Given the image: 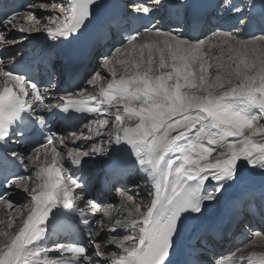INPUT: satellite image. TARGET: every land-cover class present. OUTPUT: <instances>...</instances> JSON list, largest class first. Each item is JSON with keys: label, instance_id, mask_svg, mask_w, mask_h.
Returning a JSON list of instances; mask_svg holds the SVG:
<instances>
[{"label": "snow or ice", "instance_id": "6c2138e0", "mask_svg": "<svg viewBox=\"0 0 264 264\" xmlns=\"http://www.w3.org/2000/svg\"><path fill=\"white\" fill-rule=\"evenodd\" d=\"M220 6L225 12L242 11L232 0H221ZM29 7L49 15L38 18L28 11L17 23L20 13H5L0 44L14 45L41 31L60 44L89 32L105 33L111 46L97 53V61L111 79L99 83L102 77L94 69L89 83L98 91L50 94L51 81L44 87L31 67L17 71L16 64L0 58V144L13 137L27 144L11 156L24 172L26 160L34 165V176L0 168V204L15 205L10 218L0 221V264H201L195 251L179 259L186 241L205 236L212 211L222 201L230 203L229 193L253 189L257 175L264 191V35L243 39L217 26L204 38L193 35L205 22L200 12L188 11L185 0H126L111 10L105 0H40ZM161 10L165 14L158 20ZM239 23L244 24L243 15ZM10 32L25 35L18 40ZM114 52L123 58L117 61ZM78 116H91L84 125L88 136L81 133L85 141L103 137L87 150L76 143L81 138L76 132L65 137L52 128L54 121L67 125ZM67 140L75 146L68 147ZM57 146L78 168L83 157L114 150L118 160L146 174L147 206L129 209L133 196L118 188L127 218L112 221L111 206L102 208V201L87 198L86 182L64 168ZM100 212L108 224L93 219ZM247 216L230 208L226 226L235 223L242 230ZM50 219L70 230L82 222L84 241L49 245ZM101 229L127 233L108 240L118 251L102 248ZM254 235L264 241L260 231ZM232 256L216 264H264V252Z\"/></svg>", "mask_w": 264, "mask_h": 264}, {"label": "bare ground", "instance_id": "6f19581e", "mask_svg": "<svg viewBox=\"0 0 264 264\" xmlns=\"http://www.w3.org/2000/svg\"><path fill=\"white\" fill-rule=\"evenodd\" d=\"M190 0H185V2H189ZM251 2H252V7H253V10L254 11H256V10H258V11H262V12H264V7H262L261 6V0H251ZM32 5V4H31ZM29 11H33V12H35L36 13V15H37V17L39 18L40 16H43L44 14H45V12L44 11H41V9L39 8V7H36V8H30L29 7V9H28ZM235 14H237V13H235ZM237 16V15H236ZM20 21H23V19L22 20H20ZM262 21H264V20H262ZM44 22V23H43ZM46 23V21L45 20H41V22H40V26H41V28H43V25ZM230 25H231V22L229 23ZM250 28L248 29V30H246V31H250V30H253L254 29V26H253V22L250 24V26H249ZM254 31H255V29H254ZM219 50V49H218ZM213 51V54H215L216 52H215V50L213 49L212 50ZM218 53V52H217ZM113 55L116 57V59H117V61H119L121 58H123L122 57V54L121 53H119V52H114L113 53ZM6 64H7V61L5 62ZM102 69V68H101ZM105 73L104 74H106V76L105 77H107V78H104L103 77V75H101V77H103L104 79H102V84L103 83H106L107 82V80H109V79H111V77H110V74L107 72V71H105L104 69H102ZM119 71H122V69H119L118 68V72ZM110 77V78H109ZM100 83V82H99ZM78 137V136H77ZM258 139V138H257ZM67 142V146L69 147V143L71 142V140H67L66 141ZM90 143H92V141L90 142ZM55 144V143H54ZM49 147H51V146H49ZM123 147H126V146H123ZM63 150H65L62 146H57V151H59V152H61L63 155H64V152H63ZM121 155H123V154H121ZM51 158V153L49 152V159ZM117 159V155L115 154V152H114V150H112V152L109 154V156L107 157V160H109V161H115ZM44 160V156H43V154H41V161H43ZM132 160H134V157L132 158ZM103 162H105V160L103 161ZM28 164H29V168L32 170V175L34 176V173H33V168H34V165L33 164H31L29 161H28ZM63 166H64V168H66V162H65V160H63ZM144 173V172H143ZM62 175H63V173H62ZM29 183V186H32V184H33V181L32 180H30V182H28ZM147 187L148 188H150V185H149V183L147 184ZM144 193H146L145 191H144ZM235 194H240V196H242V200H244V198L245 197H248L249 195H263L264 194V191H262V189H261V187H260V184H259V176L257 175V178H256V185H255V187L253 188V189H251V190H249V191H247V192H241V193H235ZM229 196H231V197H233L234 196V194L233 193H229ZM111 197V203L112 202H114V201H117V202H119V205L118 204H116L115 205V209H113V208H111V209H113L114 211H112V217H111V220L112 221H115L116 219H125V218H127V211H123V210H121V199H120V197H119V195L116 197L115 195H112V196H110ZM118 199H120V201L118 200ZM144 200H142V202H143ZM148 201H149V199H147V203H148ZM18 202H20V203H24L25 201H24V198H23V196H20V199H19V201ZM146 202V201H145ZM223 201H222V203H221V205L217 208V209H215V210H213L212 211V213L210 214V217L209 218H214L215 216H216V214L218 213V211H219V209L221 208V206L223 205ZM129 209H133L132 208V206L130 205V204H128V206H127ZM14 208H15V205H14ZM14 208H7V206L6 205H3V204H0V221H4V220H7V219H9L10 218V215L9 214H12L13 213V211H14ZM119 208V211L117 210ZM118 211V212H117ZM117 212V214H120V215H123V217L121 218V217H118V216H115L116 213ZM19 213L18 212H16V215H18ZM104 217V216H103ZM102 217V218H103ZM103 219H105V224H108L110 221H109V219L107 218V217H104ZM0 230H4V225L2 224V223H0ZM118 232H121V230L120 229H118L117 230ZM261 236H264V230H262L261 231ZM253 237V234H251L250 235V239ZM107 238H110V237H106V239L103 237V236H101V237H99L98 239H101V240H103L104 241V244L102 245V247H104V246H106V247H112L113 245L112 244H108L107 242ZM250 239L248 240V242L250 241ZM248 242L246 243V245L248 244ZM62 243V242H61ZM246 245H244L243 247H241L240 249H239V254H241V253H243V254H251L252 252H256V253H261V252H264V241H261V239H260V237L259 238H257V242H255L254 244H251V245H249L248 247H245ZM225 246H223L222 248H224ZM245 247V248H244ZM115 249L118 251V249L115 247ZM52 256H54L55 255V253H53V254H51Z\"/></svg>", "mask_w": 264, "mask_h": 264}, {"label": "rangeland", "instance_id": "374dc122", "mask_svg": "<svg viewBox=\"0 0 264 264\" xmlns=\"http://www.w3.org/2000/svg\"><path fill=\"white\" fill-rule=\"evenodd\" d=\"M58 2H59V0H57ZM45 2H51V0H45ZM232 2L233 3H235L236 5H238L240 8H241V12H243L244 11V14H243V18H244V24H240L239 23V27H237V28H235V29H233V30H230V31H224V32H233L234 34H236V35H238L239 37H241V38H243V39H250L251 37H246V36H244L243 35V33L245 32L244 30H243V25H245L246 23H248V21L250 22V21H252L255 17H264V12H262V11H258V10H256V11H254L252 8V2H251V0H232ZM42 11V10H41ZM254 12V13H253ZM45 14H48L49 15V13L48 12H45ZM44 16V15H43ZM240 16V18H241V16L242 15H239ZM240 18H239V20H240ZM239 20H238V22H239ZM44 23V22H43ZM238 31H240V33H238ZM260 35H264V34H260ZM215 50V52L217 51L218 53H219V50L218 49H214ZM215 53V54H218V53ZM214 54V55H215ZM106 76V74H104V78H107V77H105ZM102 77V79H104ZM111 77V76H110ZM109 77V78H110ZM102 79H101V81H100V83L102 82ZM108 79V78H107ZM92 141V140H91ZM90 141V142H91ZM32 175V174H31ZM30 182V181H29ZM146 187H147V185H146ZM148 188V187H147ZM130 190H133V188H131ZM139 190V192L140 193H138L139 195H135V194H131L130 192H126V194L127 195H131V196H133V201L130 203V205L132 206V208L134 209V208H136V207H139L140 209H141V211H143L144 210V208L147 206V199H150L149 197H148V191L146 190L145 192L146 193H144V191H142V190H140V189H138ZM133 192V191H132ZM19 199H20V197H19ZM19 199L17 198V201H19ZM142 200H144L143 202H142ZM146 201V202H145ZM113 203V202H112ZM116 204H118L119 205V202H115V203H113V205L111 206V208H113V209H115V205ZM112 209V210H113ZM257 238H259V237H256L254 234H253V237L250 239V241L251 240H255V242H257ZM110 238H107V241L109 240ZM251 244H253V243H248L245 247H248L249 245H251ZM244 247V248H245ZM117 250L114 248V252H116ZM104 259H107V257H105Z\"/></svg>", "mask_w": 264, "mask_h": 264}]
</instances>
